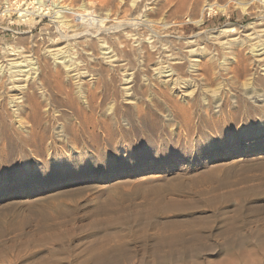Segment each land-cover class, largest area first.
<instances>
[{
    "label": "rangeland",
    "instance_id": "1",
    "mask_svg": "<svg viewBox=\"0 0 264 264\" xmlns=\"http://www.w3.org/2000/svg\"><path fill=\"white\" fill-rule=\"evenodd\" d=\"M237 1H220L226 13L205 10L202 24L184 14L171 38L186 42L203 33L202 47L211 46L208 36L219 37L227 23L253 21L238 7L249 0ZM18 16L0 21V52L52 20L38 15L29 33L31 24L17 23ZM118 69L110 90L124 117L81 135V154L71 163L67 144L46 139L31 147L13 122L0 144V264H264V105L240 97L231 116L195 107L171 120L153 75L159 88L141 97L137 116L123 102ZM168 91L172 104H185ZM221 124L230 129L226 136L203 135ZM141 141L147 144L133 147ZM185 143L191 147L178 150ZM27 159L33 162L24 169L4 167Z\"/></svg>",
    "mask_w": 264,
    "mask_h": 264
},
{
    "label": "bare ground",
    "instance_id": "2",
    "mask_svg": "<svg viewBox=\"0 0 264 264\" xmlns=\"http://www.w3.org/2000/svg\"><path fill=\"white\" fill-rule=\"evenodd\" d=\"M220 1L0 0V21L17 11V23L31 24L29 33L38 15L52 19L38 35L1 45L0 144L10 138L13 122L26 134L25 142L36 147L48 139L75 150L84 133L109 130L124 117L123 105L110 90L119 66L123 102L137 116L143 112L141 97L152 86L159 88L153 75L163 85V111L171 120L195 107L225 118L240 97L264 105V0L236 3L253 21L245 26L227 23L219 37L208 36L214 47H202L203 33L186 42L171 38L184 14L202 24L207 9L228 12ZM183 46L190 48L188 56ZM168 90L185 104L177 99L172 104ZM33 150L41 155L40 149Z\"/></svg>",
    "mask_w": 264,
    "mask_h": 264
},
{
    "label": "snow or ice",
    "instance_id": "3",
    "mask_svg": "<svg viewBox=\"0 0 264 264\" xmlns=\"http://www.w3.org/2000/svg\"><path fill=\"white\" fill-rule=\"evenodd\" d=\"M239 123V121L233 122L231 125L232 129L236 128V124ZM248 125L247 123L242 124L241 127L239 129H237L238 133H243L246 131ZM229 128L224 127L222 124L221 125H217L216 127L212 128L211 132L205 131L203 133V135L205 136H209V137H213V139H218L219 136H226L229 132ZM216 134V135H214ZM198 143H199V138H198ZM142 144H147V141H141L140 143H137L135 145H133L134 148L136 147H140ZM203 146V145H200ZM151 147V146H149ZM175 147V145H170L169 146V151H171V149ZM191 147V145L189 143H185L181 146V149L178 150H183L184 148H189ZM121 151H123V147L120 149ZM80 154L76 153L74 149L71 148V146H69V155L65 156V162L71 163L73 160H75ZM101 155L103 156L104 153L101 152ZM33 162L32 159H27V160H17L14 163L10 164V165H5V168H17V169H24L26 167V165L31 164ZM54 162V161H52ZM38 165H42L43 161H37ZM23 178V176L21 177Z\"/></svg>",
    "mask_w": 264,
    "mask_h": 264
}]
</instances>
